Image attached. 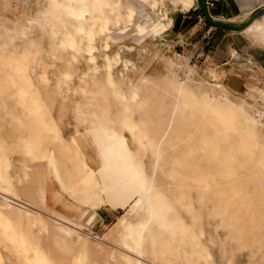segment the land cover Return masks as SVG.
<instances>
[{
	"label": "rangeland",
	"instance_id": "1",
	"mask_svg": "<svg viewBox=\"0 0 264 264\" xmlns=\"http://www.w3.org/2000/svg\"><path fill=\"white\" fill-rule=\"evenodd\" d=\"M198 1L8 0L0 264H264V82L178 53L166 29ZM106 176L148 199L100 220Z\"/></svg>",
	"mask_w": 264,
	"mask_h": 264
},
{
	"label": "crops",
	"instance_id": "2",
	"mask_svg": "<svg viewBox=\"0 0 264 264\" xmlns=\"http://www.w3.org/2000/svg\"><path fill=\"white\" fill-rule=\"evenodd\" d=\"M263 5L264 0H214L213 4L207 8L211 16L217 20L240 23ZM7 6L8 0H0V15L4 13ZM202 13L201 3L198 1L197 4L193 2L190 9L179 12L175 17H172V23L166 29V33H169L168 30L173 33L170 41L173 42V46L179 47L180 52L178 53H182L193 64L197 65L198 63V65H201L203 73H206L207 68L223 71L224 75L221 80L231 88L245 87L252 92H255L258 87L260 89L262 87L258 85L260 80L264 82V45L255 43L250 36L244 33V30L210 24L206 18L202 17ZM241 15L243 18L236 19ZM245 65H247L246 70H244ZM245 73H251L248 74V78L251 79L249 86L244 85L243 77ZM260 93L264 97V91ZM257 99H260L259 101L263 103L264 110V98L257 96ZM88 162L94 169H97V166L94 167L93 161L88 160ZM106 177L109 178L108 181L105 180ZM106 177L104 178L106 185L103 192L105 201L95 207L99 208L100 213L96 211L95 214L100 216V220L104 216L113 215V211L117 210L118 207L128 205L130 197L133 196L131 191L123 199L121 197L123 194L122 189L129 187L114 180L113 177ZM54 184L59 185L57 180L46 178L45 201H52L54 206H62L64 204L61 203L62 197L57 198L54 195ZM63 192L66 193L64 190ZM118 198L122 199H120L122 205L115 203V199ZM75 202L78 203V201ZM76 203H74V206ZM68 206L70 211V205L68 204Z\"/></svg>",
	"mask_w": 264,
	"mask_h": 264
},
{
	"label": "bare ground",
	"instance_id": "3",
	"mask_svg": "<svg viewBox=\"0 0 264 264\" xmlns=\"http://www.w3.org/2000/svg\"><path fill=\"white\" fill-rule=\"evenodd\" d=\"M85 5H86V3H82V4H80V7L82 6H84L85 7ZM75 16H76V18H78V19H80L79 18V16H81L83 13L81 12V8H80V11H76L75 13H73ZM260 20H263V22H264V13H262V14H260L259 16H257L256 18H254L253 19V21L252 22H250L249 24H247L245 27H243L241 30H244V33H246L247 35H251V38H253V40L254 41H258L257 39H258V37L259 38H262V39H264V25H262V23L260 22ZM245 21V20H244ZM243 22V21H242ZM92 40H93V37L92 36H90L89 37V41H88V44H87V46H86V51L88 52V54L91 56V57H93V48H94V46H93V44H92ZM72 41H73V39H72ZM71 41V42H72ZM76 91V90H75ZM101 151V150H100ZM103 158H104V160L108 163V164H112V162L109 160V159H107V158H105V155L103 154ZM112 167L114 168V169H116L117 170V168L115 167V165L114 164H112ZM1 175V174H0ZM54 178H56V176H55V173L53 172L52 174H51ZM121 176L126 180V181H128L127 180V178L125 177V176H123L122 174H121ZM129 182V181H128ZM130 183V182H129ZM148 196H149V192H145L144 194H139V197H134V198H131V200H129V203L131 202H133V203H135V201H138L139 200V198H141L142 200H143V202L144 201H146L147 199H148ZM1 206H3V205H1ZM8 208V207H7ZM0 215H2V213L0 212ZM4 216V215H3ZM6 221H8V220H6ZM5 221V222H6ZM2 223V221H0V224ZM7 223V222H6ZM3 224V223H2ZM5 224V223H4ZM118 239V238H117ZM21 243H23L22 242V240H21ZM125 246L126 247H128L127 249H131L132 250V248H134V247H132V245H130L129 244V242H125ZM36 249V248H35ZM133 251V250H132ZM35 252H36V250H35ZM130 255V254H129ZM128 259V263L127 264H132V261H131V259L129 258V257H124V259Z\"/></svg>",
	"mask_w": 264,
	"mask_h": 264
},
{
	"label": "water",
	"instance_id": "4",
	"mask_svg": "<svg viewBox=\"0 0 264 264\" xmlns=\"http://www.w3.org/2000/svg\"><path fill=\"white\" fill-rule=\"evenodd\" d=\"M202 12L205 16V18L213 25L217 26H223V27H229L233 29H242L247 24L253 21L254 18L259 16L260 14L264 13V5L259 7L257 10H255L245 21L240 23L230 22V21H223V20H217L214 17L211 16V14L208 11V8L205 4V0H200Z\"/></svg>",
	"mask_w": 264,
	"mask_h": 264
},
{
	"label": "built area",
	"instance_id": "5",
	"mask_svg": "<svg viewBox=\"0 0 264 264\" xmlns=\"http://www.w3.org/2000/svg\"><path fill=\"white\" fill-rule=\"evenodd\" d=\"M213 1L214 0H205L206 6L209 7L210 5H212L213 4Z\"/></svg>",
	"mask_w": 264,
	"mask_h": 264
},
{
	"label": "trees",
	"instance_id": "6",
	"mask_svg": "<svg viewBox=\"0 0 264 264\" xmlns=\"http://www.w3.org/2000/svg\"><path fill=\"white\" fill-rule=\"evenodd\" d=\"M206 20V19H205ZM207 21V20H206Z\"/></svg>",
	"mask_w": 264,
	"mask_h": 264
}]
</instances>
